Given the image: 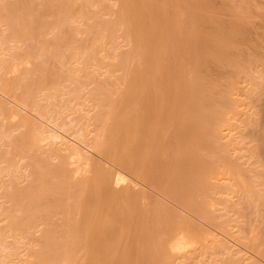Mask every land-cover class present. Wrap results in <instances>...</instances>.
Masks as SVG:
<instances>
[{"label":"bare ground","instance_id":"obj_1","mask_svg":"<svg viewBox=\"0 0 264 264\" xmlns=\"http://www.w3.org/2000/svg\"><path fill=\"white\" fill-rule=\"evenodd\" d=\"M211 1L0 0V264H174L197 240L236 255L201 223L263 258L264 228L248 238L224 217L233 192L264 208V108L244 112L249 143L226 130L241 125L242 76L264 90L261 51L237 52L261 13Z\"/></svg>","mask_w":264,"mask_h":264},{"label":"rangeland","instance_id":"obj_2","mask_svg":"<svg viewBox=\"0 0 264 264\" xmlns=\"http://www.w3.org/2000/svg\"><path fill=\"white\" fill-rule=\"evenodd\" d=\"M213 2H215L214 0H212ZM211 1V2H212ZM256 5H257V8H255V7H251V8H247V9H249L248 11H251V10H253V11H257L256 9H260L259 10V12L261 13H259V12H256L257 14H260L259 16L258 15H256L255 14V12H254V15H253V12L252 13H250V12H248V11H246V12H244V16L245 15H249L250 16V14H251V17H252V15H253V17H255V18H253V20H252V18L250 19L251 20V24H252V30L253 31H251V30H249V32H251V33H248L249 35H250V37H249V41H250V44H248V43H246V44H248V45H250L251 47H252V44H253V48H250V46L249 47H247V45H245V43L244 44H242L244 47L246 46L247 48H249V50L245 47V49H247V51L246 50H244V51H246L247 53L250 51V49H254V47H255V49L254 50H256V52H259V51H261V52H259V53H256L258 56L257 57H259L258 58V60L260 59L261 60V57L262 58H264V18H263V16H264V0H252ZM221 2V5H222V1L220 0L219 1V3ZM240 1L238 0V1H236L235 0V4H240L239 3ZM257 2V3H256ZM217 3H218V0H217ZM216 2L214 3L215 5L217 4ZM221 5L219 4H217L216 6H219V7H221ZM258 5H260L259 7H258ZM254 8V9H253ZM246 8H245V10H247ZM244 10V11H245ZM226 12V14H227V12H228V10H225L224 11V13ZM247 13H250V14H247ZM228 15V14H227ZM261 15H263V16H261ZM249 16H247V17H249ZM227 17V16H226ZM258 17V18H257ZM230 18V17H229ZM232 18V17H231ZM227 19H228V17H227ZM255 24V26H253ZM251 27V26H250ZM255 28V29H254ZM251 29V28H250ZM251 39V40H250ZM246 42H248V41H246ZM256 42V43H255ZM252 43V44H251ZM255 45V46H254ZM257 45H259L258 47H257ZM243 46H240L241 48H243ZM126 47V46H125ZM241 48H238L237 49V52H239L238 50L240 49V53L239 54H243L242 56H244V57H253V55H252V52H250V54L248 55L247 54V56L245 55L246 54V52L245 53H243V49H241ZM257 48V49H256ZM260 49V50H259ZM242 50V51H241ZM253 50V51H254ZM262 55H261V54ZM247 60H248V58H247ZM259 62V64L261 63L260 61H258ZM261 65V64H260ZM260 65H257V64H253V65H251V66H248L249 68L250 67H254L255 66V68H253L254 69V72L256 73V71L257 70H260L261 71V69H262V65L260 66ZM225 70H227V72L229 71V69H224V71ZM224 71L223 70H220V73L221 74H225V75H227L226 73V71H225V73H224ZM251 87V84H250V81L248 80V78L246 77V76H242V80H241V84H240V92H238V95L237 96H239L241 99H243L244 101H246V103L247 104H245L244 106L243 105H241V106H243L241 109L240 108H238V111L239 112H242L241 114H237V113H235V114H233L234 115V118H233V122L234 123H236L235 124V126H237L238 124H241V125H238L237 127H236V130L234 129L233 131H231V129L233 128H231V129H226V130H228V133L230 134L228 137H226V138H228L227 140H229L230 139V136L231 135H234V133L237 135V137H238V139L241 141L240 142V145H242V144H244V143H249V141H250V139H251V135L253 136V134H252V132L255 130L254 128H253V125H251L250 124V121H249V118L250 117H248L247 115H246V113H252L253 111H257L258 109H263L264 108V90L263 91H261L260 90V93L262 94H254L253 95V93H251L250 92V88ZM262 88L264 89V84L262 85ZM261 88V89H262ZM248 91V97L244 94V91ZM240 94V95H239ZM236 95H235V97H237ZM7 100V99H6ZM8 101V100H7ZM240 106V107H241ZM243 109V110H242ZM241 110V111H240ZM22 111H25V110H22ZM26 112H28V113H30L29 111H25L24 113L25 114H27L28 115V113H26ZM244 112H246V113H244ZM31 114V113H30ZM29 114V116H31L32 118H34V119H36L39 123L41 122V124L45 127V128H47V129H51L53 126H50L49 124H46V122L45 121H41V119H38V118H36L33 114H31L30 115ZM233 115H232V117H233ZM240 116H242V118L240 117ZM239 118V119H238ZM241 118V119H240ZM237 121V122H236ZM50 126V127H49ZM242 126V127H241ZM240 127V128H239ZM54 128V127H53ZM52 128V130H55V128L53 129ZM237 128H239V129H237ZM241 129V130H240ZM225 130V133H227V131ZM56 131H58V130H56ZM230 131H231V133H230ZM60 132V131H59ZM254 133H255V131H254ZM68 135V134H67ZM67 135H64L65 137L64 138H66V139H71L72 138V140L74 141H72V140H70L71 141V143L73 142V143H75L76 141L74 140L75 138L73 137V136H71V138H68L69 136H67ZM226 139H224L223 141H227ZM81 147H82V149H83V151H84V149H85V146H83V145H81ZM86 149H89V151L87 150L86 152H88V153H86L85 151V153L88 155L89 154V157H93L92 159H94V160H97V159H99V161H101L102 163H104V165L106 164V165H108V167H110V168H113L112 167V165L110 164V163H108V162H106V160H104L103 159V157L99 154V153H96V152H93V150H90V148H87L86 147ZM92 153H91V152ZM238 151V152H237ZM237 151H235L234 150V156H236L237 155V153H238V155L239 156H243V155H245V156H243L242 158H240V159H238L237 157H233L235 160H238L240 163H242L243 165L242 166H244V169H246L253 161H255L256 159H253V158H248L247 157V155H248V151H246V150H239V148H238V150ZM96 154H98V156H96ZM247 154V155H246ZM101 157L102 158V160L100 159V158H98V157ZM245 162V163H244ZM76 164H74V165H72L73 167H76L75 166ZM253 166H258L259 165V163H254V164H252ZM251 167V165L249 166V168ZM114 169V168H113ZM224 169H226V167L225 166H221V167H219V170H224ZM259 169H262V167H259ZM115 170V169H114ZM251 171V170H250ZM251 173H252V171H251ZM249 174V173H247L246 174V172H245V174H244V176L245 177H247V176H250V175H252V174ZM131 179H133L132 181H136V182H138L139 184H138V187L140 186V184L142 183V185H144V186H142L141 185V188L143 189V190H145V191H149V190H151V192L149 191L148 192V194L149 193H151V195H149V196H152L151 198L152 199H160V200H162V201H164V202H166V203H168L164 198H162V196L159 194H156L157 192L156 191H152V190H154L151 186H149V188H148V185H145V183H143V182H141V181H138V179H137V177H135L134 175H132L131 174ZM236 177V181L237 182H241V180L239 179V178H242L243 180H244V178L245 177H242V176H238L237 177V175L235 176ZM223 178H227V176H224V175H219V177H217V178H213L212 179V182H213V184H214V190L212 191V194L214 195L215 193H216V191L217 190H221V189H224V188H222V187H220V186H218L217 184L218 183H226V181H224L223 180ZM246 179V178H245ZM242 180V181H243ZM135 182V183H136ZM141 182V183H140ZM230 182V181H229ZM135 183H133V185H136ZM230 183H232V181L230 182ZM137 186V185H136ZM146 186H147V188H146ZM121 187H123V185L122 186H118L117 188H121ZM137 188V187H136ZM140 188V187H139ZM139 188H137V189H139ZM152 192H153V194H152ZM220 193V192H219ZM222 195H224V194H218V193H216V196L218 197V196H222ZM232 195V196H231ZM242 195H241V193L240 192H233V194H230V197H231V200L233 201L234 200V202H236V203H233L232 202V205L229 207V209H227L228 210V213L227 214H224V217H228V218H230V223H231V225H232V228H231V230L232 231H237L239 228H241V230H242V232L244 231V235H246L248 238H250V237H252L253 235H254V232L252 231V229L254 230V228L255 229H260V228H264V208H261V206H262V203H257L256 205H254V210L253 209H248L247 207H246V205L244 204V200H243V198L241 197ZM159 197V198H158ZM241 203H243V206L241 207ZM263 203H264V201H263ZM221 204H225V203H218L217 205H216V207L218 208V209H220V208H223V205L222 206H219V205H221ZM236 204H238V206L240 207V210H237L236 209ZM261 204V205H260ZM264 205V204H263ZM264 207V206H263ZM173 208H175L176 210H178V211H180V212H182L181 210H179V209H177L175 206L173 207ZM218 211V210H217ZM183 214H184V212H182ZM198 220V219H197ZM196 219H194V221L196 222L197 221ZM197 224L199 223V221H197L196 222ZM200 223H201V221H200ZM209 224V223H208ZM207 224V226H206V224H203V223H201V224H199L200 226H203V228H205L206 230H208V231H210L212 228H213V231L211 230L210 232L211 233H213V234H215V235H217V234H219V238L221 239V242L222 241H224L225 240V242H223V245L224 246H228L229 247V245L231 246V250H232V252H233V254H235L236 253V257L235 256H231V254H229V252H227L226 250H222V249H217V248H215V249H213L214 248V241L212 242V240H197L196 241V244H197V242H198V245H196V244H193L192 246H188L186 249H184L185 250V255H184V253L182 252V251H180V253L179 252H177V254H176V252L174 251V254H173V258H174V264H221V263H223L224 262V260L226 261V260H231V259H233L234 257V260L236 259V258H239V260H235V262H236V264H257V263H259V264H264V256H263V258H262V256H261V254H260V256L258 255V253H257V251H255V250H253L252 251V249H250V247L249 246H247L245 243H244V245H243V240H239V242L238 241H235V240H237L235 237H233L232 235H229V237H228V233H226L225 231H223V230H219V231H216V226H214L213 224H210V225H208ZM230 225V226H231ZM205 226V227H204ZM210 226H211V228H210ZM207 227V228H206ZM208 228H210V229H208ZM216 228V229H215ZM223 231V232H222ZM216 232H219V233H216ZM222 232V236H221V233ZM225 234V235H224ZM227 234V235H226ZM223 236H225L224 238H223ZM227 237V238H226ZM230 238V239H229ZM235 238V239H234ZM234 240V241H233ZM171 241H176V240H171ZM170 240H169V243L171 242ZM200 241H202V242H200ZM205 241H207V242H205ZM209 241H211L210 243H208ZM259 241V239L257 240V242ZM174 242H171V243H174ZM228 243L229 245H225V243ZM240 242H241V244H240ZM263 242H264V240H263ZM170 243V244H171ZM195 243V242H194ZM208 243V244H207ZM211 243H213V244H211ZM259 243V242H258ZM262 245H263V247H264V243H262V240H261V242H260ZM200 244V245H199ZM202 244V245H201ZM204 244V245H203ZM196 245V246H195ZM246 245V246H245ZM191 247H193V248H190ZM195 247V248H194ZM213 247V248H212ZM263 247H262V249H263ZM189 248V249H188ZM188 249V250H187ZM247 249V250H246ZM255 251V253H257V254H255V253H253ZM231 252V251H230ZM173 253V252H172ZM179 254V255H178ZM181 255V256H180ZM228 255H230V256H228ZM175 256V257H174ZM243 256H244V258H246V259H244L243 258ZM231 257H233V258H231ZM227 258V259H226ZM231 258V259H230ZM248 258V259H247ZM262 258V259H261ZM221 259H222V261L223 262H221ZM243 259V260H242ZM243 262H242V261ZM241 262V263H240Z\"/></svg>","mask_w":264,"mask_h":264}]
</instances>
